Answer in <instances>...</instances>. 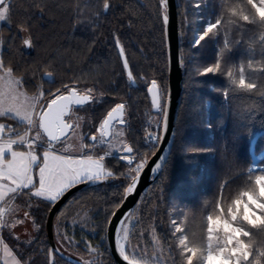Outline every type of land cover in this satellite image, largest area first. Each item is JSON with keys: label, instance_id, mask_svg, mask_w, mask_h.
<instances>
[{"label": "trees", "instance_id": "obj_1", "mask_svg": "<svg viewBox=\"0 0 264 264\" xmlns=\"http://www.w3.org/2000/svg\"><path fill=\"white\" fill-rule=\"evenodd\" d=\"M104 2L6 0L8 23L1 25L0 35L7 43L0 60L13 69L26 92L43 94L41 104L72 87L92 89L93 101L77 109L85 136L97 130L111 108L123 104L126 143L137 158L148 159L156 147L149 148L143 139L151 115L147 87L155 80L164 102L168 83L164 9L159 0H107V10ZM176 8L183 93L173 146L162 172L128 216L129 251L135 249L137 256L162 264H184L178 247L182 235L189 247L199 249L198 255H206L207 217L220 214L217 204L227 216L232 200L241 191H255L256 175L264 174V24L247 0H176ZM233 8L237 16L231 14ZM239 14L250 20L243 21ZM217 19L218 28L195 46L207 24ZM26 38H31V47L24 45ZM217 60L220 72L203 74ZM241 66L246 81L256 88L241 90L230 84L227 70L231 68L238 79ZM104 163L114 175L73 194L53 220L55 242L63 245L59 248L81 257L84 264H115L106 228L133 177L127 163L116 156L105 157ZM51 205L34 198L21 201L20 206L28 209L31 235H14L10 227L4 230L24 257H38L41 264H49L46 218ZM82 212L91 219L87 233L67 222ZM173 220L180 233H175ZM243 226L253 233L244 238L252 245V259L264 264V257H258L264 251V228ZM61 229L70 240L62 241ZM87 242L95 251H88ZM53 264L73 263L54 255Z\"/></svg>", "mask_w": 264, "mask_h": 264}, {"label": "snow or ice", "instance_id": "obj_2", "mask_svg": "<svg viewBox=\"0 0 264 264\" xmlns=\"http://www.w3.org/2000/svg\"><path fill=\"white\" fill-rule=\"evenodd\" d=\"M159 4L165 10L163 22L167 24L168 15L166 10L168 8V0H159ZM247 4L255 9L260 23L264 24V0H259V4L255 0H247ZM108 8L109 4L105 0L104 9L107 10ZM9 11L10 5L6 3V0H0V21L6 20ZM231 14L237 16L238 12L233 8L231 9ZM239 15L243 21L250 20L248 15ZM252 22L254 23L255 21ZM220 23L219 19L215 23L209 22L203 33L194 40V45L199 46L202 41L209 37V34L213 33L214 29L218 28ZM23 43L27 47L32 46L31 38L25 39ZM117 46L120 49V55L123 57L124 50L119 45V41H117ZM123 67L125 69L129 67L127 59L124 60ZM220 70L221 63L217 60L214 65L206 67L203 74H217ZM0 73H2L0 75V82H2L0 84V117H5L8 113H14L13 118H19L21 121L26 122V133H30L33 127L38 128L36 135L29 139H26L25 135L18 131L12 130L11 134L15 135L16 139L9 137L5 140L6 127L10 126L0 124V141H2L0 142V202L4 201L9 193L18 194L24 189H28L33 197L56 202L68 189L76 184L107 179L114 175L103 163L104 156L94 158L90 152L84 151V149L92 148L95 145L84 144L82 142L83 137H81V152L79 156L65 154L67 149L57 154L55 148L57 143L63 142L64 139L68 138L70 132L74 133L75 129L79 127V124L73 125L65 117L72 111V106H83L92 101V89H87L84 94H80L75 87H72L68 89L66 95L54 94V98L39 113H35L34 106L30 105L29 107H33V111H29L22 105L17 106L16 103L11 102L16 101L18 95L13 85L19 86L21 81L13 79V69L5 67L3 60H0ZM239 73V78L237 79L231 68L227 70L226 76L231 85L241 90L256 88L254 83L246 81L242 66L239 69ZM49 75L51 74L49 73ZM131 75L129 72V79H131ZM65 87L67 88V86ZM156 90L157 83L153 80L148 92L152 93L153 107L159 108L160 100ZM57 92L59 93V89ZM41 95L43 94L41 93ZM123 108V104H117L115 108L108 112L107 117L100 125L101 139L99 143L103 144L106 142L105 138L109 136L111 121L117 112L122 114ZM120 122L123 123L122 120ZM91 140L96 142L97 137L92 136ZM13 145H16L17 148L23 146L26 151L15 150ZM69 147L71 146L69 145ZM37 149H43L41 157L36 154ZM124 152L131 154L133 149L130 146H125ZM106 155H111V153H106ZM118 159L127 161L129 165L132 164V159L129 155H121ZM34 167L39 169L38 181H34ZM143 167L144 163H139L134 169H131L137 175L132 178V185L126 189V195L134 190L136 179ZM160 167V164H156L153 170L155 171ZM37 183L38 187L36 186ZM254 183L255 191H241L239 196L232 200L231 205L227 209V216L224 215V208L217 204L220 214L215 217L212 215L207 217V240L209 243L206 255H198V248L189 247L187 236L178 238V247L184 257V264H194V261L197 260L202 261V264H260L259 258L252 259L254 256L252 245L244 239L251 237L253 233L250 230H246L243 226L247 225L250 229L264 228V174L256 175ZM32 189L35 190L32 191ZM4 213L5 210L0 208V227H3L6 223L3 219ZM25 216L27 217L28 213H25ZM172 223L175 225L176 221L173 220ZM121 224H124V220H121ZM124 231L123 239L127 241V229L125 228ZM181 231L182 229L179 226L175 227V233H180ZM221 233L222 236L219 235ZM213 241H215V244H213ZM117 250L127 264H141V260L137 259L135 249L129 254V251L120 240H117ZM5 251L8 256L12 255L6 245ZM49 255L51 257L52 253ZM258 257H264V251L258 252ZM14 264H20V261L15 260Z\"/></svg>", "mask_w": 264, "mask_h": 264}, {"label": "water", "instance_id": "obj_3", "mask_svg": "<svg viewBox=\"0 0 264 264\" xmlns=\"http://www.w3.org/2000/svg\"><path fill=\"white\" fill-rule=\"evenodd\" d=\"M164 14H165V10L162 12V21H163ZM166 14L168 15V23L165 24L163 22V29H164L165 46H166L168 83H167V90H166L164 102H162L160 88L157 85L156 91L158 93L159 100H160L159 108L153 107L152 93L148 92V88L151 87V83L153 80L150 81L147 87V95H148L149 102H150L151 112L153 114H156L160 112V109H162L159 141H158V144L154 152L149 156V158L144 163V167L141 169L139 176L136 179L134 190L130 194H127V195L124 194L122 201L113 211L114 215L112 213L108 221L105 238H106L107 248L115 264H127V262L124 261L122 257L119 255V252L117 250V231H118L119 225L121 224V220H125L130 215V213L137 206L141 195L153 183V181H155L158 178V176L160 175V173L162 172L164 166L166 165L168 161V158L170 156L172 146H173L176 120H177L179 106L181 103V96L183 93V71H182V61H181V54H180V37H179V25H178V13H177V8H176V0H168V8L166 10ZM122 60L124 63L125 56L122 57ZM128 69L129 68H127V70ZM67 91L62 94L66 95ZM78 92L80 94L85 93V92H80L79 90ZM45 106L46 105L42 104L36 113H39L41 109ZM83 106H79V105L72 106V110L74 108H80ZM115 107L116 106H114L113 108ZM113 108H111L108 112H110ZM70 114L71 112L69 113L68 116L65 117V119L73 124L74 121L69 120ZM107 114L103 118V121L107 117ZM125 118H126L125 108H123L122 114L121 112H117L114 115V118L111 121V127L109 128V136L106 137L105 140H108L110 138L111 129L113 125L115 124L119 126L125 125ZM121 120L123 121V123L120 122ZM125 146H130V145L127 144ZM124 148L121 152L123 155L127 154L124 152ZM122 161L127 163V161L125 160H122ZM156 164H160L161 167L154 171L153 169H155ZM136 175L137 174H135L133 177H136ZM108 179L109 178L101 179L97 181H85L83 183L76 184L72 188L68 189L56 202L52 203L48 211L47 218H46V234H47V239H48L49 247H50L49 254L52 253L51 257L49 255V264H53L54 255H58L61 258L73 264H84L81 260L63 253L57 247L55 239H54V235H53V220H54L56 213L59 211V209L65 204V202L73 194L87 187L98 185L102 182H106L108 181ZM130 185H132V179L128 187Z\"/></svg>", "mask_w": 264, "mask_h": 264}, {"label": "rangeland", "instance_id": "obj_4", "mask_svg": "<svg viewBox=\"0 0 264 264\" xmlns=\"http://www.w3.org/2000/svg\"><path fill=\"white\" fill-rule=\"evenodd\" d=\"M257 4H259V0H258ZM197 5H198V3L195 6H197ZM7 23H8L7 18L5 21H0V27H1V25H5ZM6 43H7V37L4 35L3 36L0 35V55H1L2 51L4 50ZM0 75H2V73H0ZM13 79L19 80V78L17 76H15L14 74H13ZM0 84H2V82H0ZM13 87L16 89V93L18 95H17V100L11 101L12 103H16L17 106L22 105L24 108H27L29 111H33V107H29L30 105L34 106V111L36 108L39 109V107L42 105L41 101H40V99H42V95H41L40 91L38 94H30V93L26 92L21 85H19V86L13 85ZM36 112H37V110H36ZM160 116H162V109H160V112L158 114H155L154 117L149 121L148 130L154 129V127L157 125V122L160 120ZM13 117H14V113H8L7 116L0 117V124L10 126V127H6V131L4 133L5 140L8 139L9 137L11 139H16V136L11 134L12 130L19 132V131H21V128L25 129L24 132L22 131L21 134L25 135L26 139H29V138L34 137L36 135V132L38 130L37 127H33L30 133H26V128H27L26 122L21 121L19 118H13ZM80 122H81V119L78 121L77 124H79V127L75 129L74 133L70 132L68 138L64 139L63 142L57 143L55 145V148L57 150V154H60L61 152H64L65 149H67V152L65 154H71L74 156L80 155V152H81L80 145H81V137H82V133H81V129H80L81 128ZM98 136H100V135L98 134ZM105 141H106L105 143L101 144V143H99V140H98L97 144H100V145H97V146H101V147L100 148L98 147L97 151L89 149L88 152H90L94 156V158H98L100 156H104V158L108 157V156L119 157V156L123 155L121 153L123 150V146H124V144L127 145L126 139H125L124 127L116 125V124L113 125V127L111 129V136L108 140H105ZM0 142H2V141H0ZM69 145L71 147H69ZM89 145H91V143ZM110 146H113V147H110ZM13 148L15 150H19V151H26V148L23 146H20L19 148H17L16 145H13ZM109 152L111 153V155H106V153H109ZM36 154L38 155V157H41L43 155V149H37ZM124 155H129L130 158L132 159L131 165H129L127 163V166H128L127 171H128V174L131 176H134L136 174L134 171H131V169H134L137 166V164H139V163H145L146 159H147V158H145V159L137 158L132 153L131 154H124ZM103 163H104V161H103ZM38 172H39V169L34 167L33 168L34 181H38ZM5 183H7V182H5ZM36 186L38 187V183L36 184ZM34 190L35 189H32V191H34ZM30 198L31 199L34 198L35 201H37V202H40V201L41 202H49V201L43 200L42 198H37V197L31 196L30 191L28 189H24L18 194L9 193L8 196L5 197V200L0 202V208H3L5 210L3 219L6 222L3 227H0V260H1L2 264H14L15 260H19L20 264H41V260L38 257H36V258L24 257L22 252H19L13 246L12 242L8 239L7 234L4 232V230H6L7 228L10 227V230L14 235H17V236L23 235L25 237H27V235H31V227L32 226H30V228H29V222H30L29 214L27 217L25 216V213H28V209L20 206L21 201L25 202V201L29 200ZM49 203H53V202H49ZM18 221H19V223H18ZM67 222L70 223L73 227L77 224L79 226V228L84 230L85 233L90 232L91 219H90V215L88 213L82 212V213L78 214L77 216L71 218ZM129 225H130V217L129 218L127 217L124 220V224L119 225L118 231H117V240H120V242L124 244L125 248L128 251H129L128 243H127V241H125L123 239V237L125 234L124 230L126 228L127 232H128ZM176 226H178V224H175L174 228ZM59 235L61 236L62 241L63 240L65 241L67 239L70 240L69 239L70 237L67 238L68 236H66L67 234L65 232V229H61L59 231ZM219 235L222 236V233ZM213 244H215V241H213ZM5 245L7 246V249L11 251V253H12L11 256L7 255V253L5 251ZM56 245L59 248L60 245L57 243H56ZM61 246L63 247V245H61ZM61 246H60V248L63 249ZM86 246H87L86 248L88 249L89 252L95 251V248L91 245L90 242L89 243L87 242ZM131 252L132 251L130 250L129 254H131ZM63 253H65V252H63ZM137 259L141 260V264H162V262H157L155 260L149 261V260H146L145 258H141L139 256H137Z\"/></svg>", "mask_w": 264, "mask_h": 264}, {"label": "flooded vegetation", "instance_id": "obj_5", "mask_svg": "<svg viewBox=\"0 0 264 264\" xmlns=\"http://www.w3.org/2000/svg\"><path fill=\"white\" fill-rule=\"evenodd\" d=\"M87 90V89H86ZM86 90H84V91H80V92H85ZM92 93H93V91H92ZM92 93H91V95H92ZM92 97H93V95H92ZM92 101H93V99H92ZM91 101V102H92ZM90 102V103H91ZM46 105V104H45ZM81 108V107H80ZM77 109L78 108H74L72 111H71V114H70V117H69V120H73L74 121V123H73V125H76L77 123H78V121H79V117H78V111H77ZM102 121H103V119H102ZM102 121L100 122V124H99V126H98V128H97V130H95V132L94 133H90L88 136L86 135H83V133H82V129H81V133H82V137H83V143L84 144H90L91 143V145L92 144H94L95 146L94 147H92V148H89V149H92V150H94V151H97V149H98V147L100 148L101 146H97V145H100V144H97V141L98 140H100L101 139V137L100 136H98V134L100 135V132H99V129H100V125L102 124ZM99 132V133H98ZM92 136H96L97 137V141L96 142H93V141H91L90 139H91V137ZM46 139V138H45ZM124 146H125V144H124ZM124 146H123V148H124ZM89 149H84V151H89ZM110 178V177H109Z\"/></svg>", "mask_w": 264, "mask_h": 264}, {"label": "built area", "instance_id": "obj_6", "mask_svg": "<svg viewBox=\"0 0 264 264\" xmlns=\"http://www.w3.org/2000/svg\"><path fill=\"white\" fill-rule=\"evenodd\" d=\"M158 114V113H156ZM155 114L151 112V115L148 116L147 121H146V128H145V133L143 136L144 143L147 145L149 148L156 147L159 141V134H160V125H161V117L160 120L157 122V125L154 127V129H149V121L154 117ZM148 131V132H147ZM147 132V133H146ZM151 137V139H150ZM158 137V139H157Z\"/></svg>", "mask_w": 264, "mask_h": 264}, {"label": "crops", "instance_id": "obj_7", "mask_svg": "<svg viewBox=\"0 0 264 264\" xmlns=\"http://www.w3.org/2000/svg\"><path fill=\"white\" fill-rule=\"evenodd\" d=\"M36 110H38L37 108L35 109V113H36ZM88 152V151H87Z\"/></svg>", "mask_w": 264, "mask_h": 264}]
</instances>
